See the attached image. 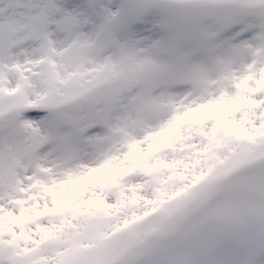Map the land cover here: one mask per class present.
I'll return each instance as SVG.
<instances>
[{"label":"snow or ice","instance_id":"6c2138e0","mask_svg":"<svg viewBox=\"0 0 264 264\" xmlns=\"http://www.w3.org/2000/svg\"><path fill=\"white\" fill-rule=\"evenodd\" d=\"M0 264H264V0H0Z\"/></svg>","mask_w":264,"mask_h":264}]
</instances>
